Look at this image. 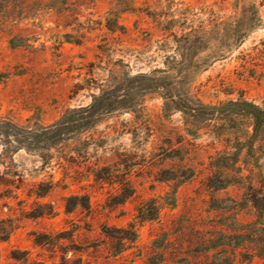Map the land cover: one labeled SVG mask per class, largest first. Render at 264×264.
<instances>
[{
    "label": "rangeland",
    "instance_id": "obj_1",
    "mask_svg": "<svg viewBox=\"0 0 264 264\" xmlns=\"http://www.w3.org/2000/svg\"><path fill=\"white\" fill-rule=\"evenodd\" d=\"M242 101L264 108V0H0V264H250L264 135Z\"/></svg>",
    "mask_w": 264,
    "mask_h": 264
},
{
    "label": "trees",
    "instance_id": "obj_2",
    "mask_svg": "<svg viewBox=\"0 0 264 264\" xmlns=\"http://www.w3.org/2000/svg\"><path fill=\"white\" fill-rule=\"evenodd\" d=\"M156 72H159L161 74L165 73V70H157ZM142 77H147V75H141ZM150 88H157V89H162L164 88L162 85L159 84H152L149 85ZM164 101V105H166V103L169 101L173 102V96L168 98H163ZM115 101V100H114ZM113 103V100H111L109 97H107L104 92L98 96H93L92 102L90 105L82 108L80 111L82 112V114H86L85 116H81L82 119L80 120H90L89 118L91 117L92 114L106 108H110L111 104ZM242 103L244 104L246 110H247V120L249 121V131H248V136L249 138H252L254 136H256L259 133V137L264 135V108H261L260 106L252 103V102H248V101H242ZM174 110L180 111L182 113H185L187 108L184 107H176L174 108ZM71 117L69 116H63L61 119H59L57 122H55L53 125L43 128L42 130L45 132L44 135L49 134V136L52 137H56L57 140L56 142H58L59 140H62L63 138H61V136L63 134H65L66 131L69 130V127H67L68 125H70L71 127L73 126V122L70 121H75V120H71ZM55 129V130H54ZM52 137H49L50 139H52ZM183 141H179V144H182ZM182 158V157H181ZM181 164L184 165V167L188 166L190 168V172H191V177L194 176V170L192 169V165L187 163L186 158H182L181 159ZM239 180L244 183L247 181L246 177L243 174H239L238 175ZM214 177H218L216 178V182H220L223 186H226L227 184H230L227 175H225V173H223L222 171H218V172H213V173H207L206 175V181L207 182H213L212 179ZM264 182V179H263ZM249 184H252V182H249ZM252 185H250L251 187ZM223 188V187H222ZM259 213L264 217V204L260 205L259 204ZM257 258L259 260H261L262 264H264V253L261 255H254L250 260L249 263L252 264V261ZM231 264H236L234 262L233 259V263Z\"/></svg>",
    "mask_w": 264,
    "mask_h": 264
}]
</instances>
